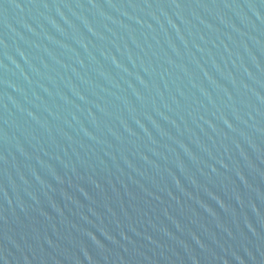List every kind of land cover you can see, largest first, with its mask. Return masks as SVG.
<instances>
[{
  "label": "water",
  "instance_id": "water-1",
  "mask_svg": "<svg viewBox=\"0 0 264 264\" xmlns=\"http://www.w3.org/2000/svg\"><path fill=\"white\" fill-rule=\"evenodd\" d=\"M0 264H264V0H0Z\"/></svg>",
  "mask_w": 264,
  "mask_h": 264
}]
</instances>
